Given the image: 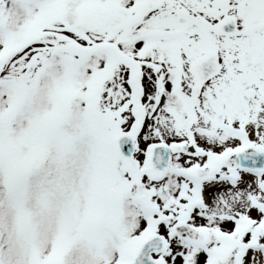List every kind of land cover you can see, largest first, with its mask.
<instances>
[{
	"label": "snow or ice",
	"instance_id": "6c2138e0",
	"mask_svg": "<svg viewBox=\"0 0 264 264\" xmlns=\"http://www.w3.org/2000/svg\"><path fill=\"white\" fill-rule=\"evenodd\" d=\"M0 264H264V0H0Z\"/></svg>",
	"mask_w": 264,
	"mask_h": 264
}]
</instances>
